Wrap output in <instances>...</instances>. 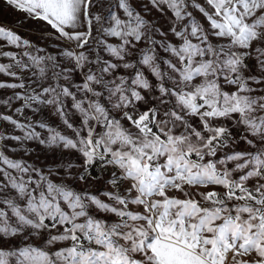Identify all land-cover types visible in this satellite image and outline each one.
I'll return each mask as SVG.
<instances>
[{
  "label": "snow or ice",
  "instance_id": "6c2138e0",
  "mask_svg": "<svg viewBox=\"0 0 264 264\" xmlns=\"http://www.w3.org/2000/svg\"><path fill=\"white\" fill-rule=\"evenodd\" d=\"M4 3L0 264H264V0Z\"/></svg>",
  "mask_w": 264,
  "mask_h": 264
},
{
  "label": "rangeland",
  "instance_id": "374dc122",
  "mask_svg": "<svg viewBox=\"0 0 264 264\" xmlns=\"http://www.w3.org/2000/svg\"><path fill=\"white\" fill-rule=\"evenodd\" d=\"M142 3H147V0H141ZM136 7L140 8V3L136 4ZM149 20H154L156 24L167 30L169 26V20L167 16L161 15L155 9L147 16ZM0 25H3L6 28H10L13 31L17 32L21 37L28 39L33 45L37 47H44L48 52H55L56 49L52 47V43L45 36H42V33L46 32L44 25L41 23H36L31 20H25L24 14L18 11L13 10L11 7L7 6L4 3V0H0ZM15 50V49H12ZM0 62H7L6 60H0ZM0 79H7L6 77L0 76ZM10 94L8 90H0V96H6ZM15 106V105H14ZM0 111H8L10 109L0 108ZM31 115V113H27ZM39 119H45L50 122L54 127H57L58 130L65 132V134L71 135V133L64 129L57 118L51 116L49 113L45 112L42 116L38 117ZM74 122L78 123V118H74ZM8 131L11 132V126L0 122V132ZM16 134H19L17 132ZM9 143H12L9 141ZM27 147L31 150V154L24 155L23 151H18L14 155L15 158L23 157L28 162L34 163L38 167L51 168L53 171H56L60 168L62 164L66 162L80 163L77 154L75 153H61L60 151H51L48 148L40 146L37 143L29 142ZM242 147V146H241ZM96 174H99V169L95 170ZM76 187H81L77 184ZM102 183H94L92 190L96 191L97 189H102Z\"/></svg>",
  "mask_w": 264,
  "mask_h": 264
}]
</instances>
